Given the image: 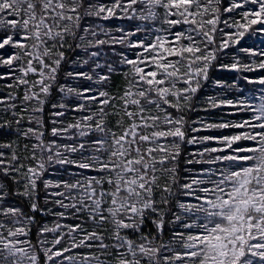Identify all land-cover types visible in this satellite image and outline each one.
I'll list each match as a JSON object with an SVG mask.
<instances>
[{
	"label": "snow or ice",
	"instance_id": "1",
	"mask_svg": "<svg viewBox=\"0 0 264 264\" xmlns=\"http://www.w3.org/2000/svg\"><path fill=\"white\" fill-rule=\"evenodd\" d=\"M0 264H264V0H0Z\"/></svg>",
	"mask_w": 264,
	"mask_h": 264
},
{
	"label": "trees",
	"instance_id": "2",
	"mask_svg": "<svg viewBox=\"0 0 264 264\" xmlns=\"http://www.w3.org/2000/svg\"><path fill=\"white\" fill-rule=\"evenodd\" d=\"M260 41L259 36L255 37H245V40L241 41V46H247L251 47L254 45H258ZM249 75H256V74H249ZM213 76L215 78L224 79L229 82H232L234 79L237 78V74L234 72H227V71H221V72H215L213 73ZM241 85L244 86L246 89L252 87L251 85H245L243 81H240ZM221 110H216V113H213V115H217ZM223 111H229V109H224ZM201 115H204V113H201ZM241 117L234 116V117H225V119H240ZM212 134V133H208ZM224 134H230L229 130H224Z\"/></svg>",
	"mask_w": 264,
	"mask_h": 264
},
{
	"label": "rangeland",
	"instance_id": "3",
	"mask_svg": "<svg viewBox=\"0 0 264 264\" xmlns=\"http://www.w3.org/2000/svg\"><path fill=\"white\" fill-rule=\"evenodd\" d=\"M260 38V37H259ZM261 39V38H260ZM259 43H260V41H259ZM259 43H258V45H259Z\"/></svg>",
	"mask_w": 264,
	"mask_h": 264
}]
</instances>
